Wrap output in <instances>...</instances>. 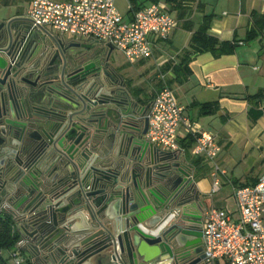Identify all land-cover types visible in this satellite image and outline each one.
<instances>
[{"label":"water","instance_id":"obj_1","mask_svg":"<svg viewBox=\"0 0 264 264\" xmlns=\"http://www.w3.org/2000/svg\"><path fill=\"white\" fill-rule=\"evenodd\" d=\"M29 27L47 34L25 17L0 19V54ZM6 66V58L0 56V70ZM8 90L0 83V105L5 113L18 110L24 119L21 142L29 144L38 132L52 141L35 157L32 171H6L8 179L26 192L24 201L33 197L27 207L32 208L28 229L22 232L33 243L36 264H207L202 233L191 218L194 201L176 202L179 192L173 195L172 173L167 180L160 170L165 165L154 164L156 154L165 157L160 162L179 156L144 140L145 112L127 118L118 112L115 147L107 149L105 136L95 142L84 102L72 88L67 86L69 96L58 91L11 95ZM135 166L143 168L144 178L135 175ZM77 222L83 223L81 228L74 227Z\"/></svg>","mask_w":264,"mask_h":264},{"label":"crops","instance_id":"obj_2","mask_svg":"<svg viewBox=\"0 0 264 264\" xmlns=\"http://www.w3.org/2000/svg\"><path fill=\"white\" fill-rule=\"evenodd\" d=\"M24 1L18 9L17 0H0L1 19L25 16L32 0ZM153 2L163 4L177 22L176 28L165 39H153V57L138 63L143 72L149 73L148 78L157 80L156 83L175 78L173 72L164 74L161 69L167 63L173 66L180 64L181 52L188 48L204 18L211 17L210 36L219 42H238L230 55L214 58L210 53H202L193 56L189 78L183 84H173L171 88L184 115L198 131L214 136L221 148L218 162L223 173L217 175L219 191L214 195L211 194V163L193 157V146L188 151L192 161L186 159L184 148H181L179 160L189 167L193 160L198 159L206 164L208 172L200 175L196 174L193 166L190 169L196 195L207 208H223L219 204L227 205V196H233L235 188L254 185L264 175V35L253 43L243 44L251 28V13L264 15V0H183L179 5L166 0H140L143 6ZM8 10L9 13L5 14ZM143 81H135L134 86ZM153 85L149 84L150 87ZM253 96L260 97L249 103L248 98ZM206 104H216L215 113L200 115L199 107ZM252 108L262 112L253 123L248 114ZM186 137L181 129L179 141ZM226 210L234 212L235 204ZM82 225L77 222L74 227L81 228Z\"/></svg>","mask_w":264,"mask_h":264},{"label":"flooded vegetation","instance_id":"obj_3","mask_svg":"<svg viewBox=\"0 0 264 264\" xmlns=\"http://www.w3.org/2000/svg\"><path fill=\"white\" fill-rule=\"evenodd\" d=\"M45 31L47 34L29 27L18 32V37L13 40L8 50L0 54L7 60V66L0 70V83L8 86L11 95L15 92L30 96L58 91L69 96L67 86L72 88L84 102L86 118L95 133V142L105 136L108 140L107 149H111L112 145L115 147L113 127L117 123L118 112H122L126 118L130 114H138L142 117L145 112L143 117L147 118L152 103L150 92L147 96L136 97L133 88L140 85L134 86L128 71L112 62L114 51L110 52L98 41L65 39L47 29ZM32 108L31 106L30 110L34 113ZM36 108L49 111L46 107ZM81 109H84V106L80 107ZM23 123L24 119L20 117L18 110L5 113L0 105V212L11 216L16 227L21 231L24 226L27 227L32 216L30 213L32 208L27 210V207L33 197L24 201L27 198L26 192L16 185L15 180L8 179L6 171L14 175L19 170L29 169L35 157L42 152L44 145L52 142L38 132L33 134L32 142L23 144L20 140ZM39 139V143L35 142ZM144 140L147 141L146 136ZM58 144L59 141L56 142V148L60 151ZM164 158L159 154L154 155V164L165 165V168L160 170L161 175L167 180H170L167 175L172 173L170 186L173 195L179 192L176 202L194 201V208L190 210L191 218L202 233L203 214L207 206L198 200L190 172L191 167L184 165L179 158L160 162ZM112 161L114 160L110 163ZM133 169H136V176L140 174L145 177L143 168L141 170L135 166ZM186 174H189V177ZM138 180L139 178L135 177V181ZM19 189L21 193L16 194ZM161 198L165 200L167 196L164 194ZM24 240L28 245L30 262L36 264L35 254L32 251L33 243L26 237Z\"/></svg>","mask_w":264,"mask_h":264},{"label":"built area","instance_id":"obj_4","mask_svg":"<svg viewBox=\"0 0 264 264\" xmlns=\"http://www.w3.org/2000/svg\"><path fill=\"white\" fill-rule=\"evenodd\" d=\"M121 0H32L25 13L39 26L73 40L98 41L122 53L129 64L153 57V39H165L177 26L161 3L141 6L140 0H122L126 15L120 14ZM173 91L163 85L152 100L146 139L164 153L180 156L179 132L194 139L192 155L213 167L211 194L219 191L218 157L221 148L214 136L198 131L184 115ZM235 210L210 207L204 211L202 247L207 264H264V175L251 186L235 188ZM26 245L20 240L11 254L13 264H24L19 255Z\"/></svg>","mask_w":264,"mask_h":264},{"label":"trees","instance_id":"obj_5","mask_svg":"<svg viewBox=\"0 0 264 264\" xmlns=\"http://www.w3.org/2000/svg\"><path fill=\"white\" fill-rule=\"evenodd\" d=\"M168 3H175L179 5L183 0H166ZM143 6L142 4H140ZM251 28L247 32L243 44H250L255 42L260 36L264 35V15H259L255 12L251 13ZM211 17L204 18V22L197 32H195L190 40L187 49L181 52V61L178 66H173L172 63H167L161 72L166 74L167 72H173L175 78L164 82L159 81L153 85V90L142 89L141 87L133 88L134 95L136 97L140 95L147 96L150 92V100L152 101L156 94L161 90L163 85H166L170 89L173 84H183L191 75L189 69V64L193 56L202 53H210L214 58H219L225 55L233 54L236 47L238 46L237 41L232 42H219L216 38L208 34V29L210 26ZM148 91V93H146ZM260 96L249 97V103L256 101ZM217 109L216 104H206L199 107L200 115H210L215 113ZM249 119L251 122H255L262 114L261 111L252 108L248 112ZM180 147L185 150L186 159H190L189 150L194 144V139L187 136L185 139L179 141ZM196 168V174L200 175L202 172H208L206 164L202 160H193L191 167ZM24 229L28 227L24 226ZM25 239L23 232L16 227L15 221L11 216L6 214H1L0 212V264H9L8 260L11 259V254L16 248L17 243ZM19 255L25 258L24 264H31L30 253L28 250V245H25L19 251Z\"/></svg>","mask_w":264,"mask_h":264},{"label":"rangeland","instance_id":"obj_6","mask_svg":"<svg viewBox=\"0 0 264 264\" xmlns=\"http://www.w3.org/2000/svg\"><path fill=\"white\" fill-rule=\"evenodd\" d=\"M18 3V4H17ZM25 3L24 0H17V2H15V4H17V8L21 9V6H23ZM117 8L120 12L121 15L125 16L126 15V8L124 5L123 1L117 2ZM9 10L5 12V14H8ZM1 15L2 13H0V19H1ZM6 16V15H5ZM54 34L59 35L58 32H53ZM65 39H70L68 36H62ZM112 62L114 63V65L120 67L123 70H127L129 73V77L132 79V81H138L139 79H143L144 81L139 84L140 87L145 88V89H150L151 91L153 90V87H150L149 84H155L157 82L156 79L154 78H148L149 73L148 72H143L142 67H140L138 64H129L126 59L124 58V56L122 55V53L118 52V51H114L113 55H112ZM152 79V80H151ZM149 83V84H148ZM193 158H190L189 160L192 161ZM227 200L228 203L226 204H222L220 203L219 206H222L223 208H233L234 204H235V199L232 196V194L227 196ZM227 206V207H226ZM9 264H13V260L9 259L8 260Z\"/></svg>","mask_w":264,"mask_h":264}]
</instances>
